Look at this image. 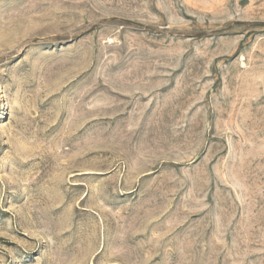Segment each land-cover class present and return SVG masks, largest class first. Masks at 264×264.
Returning <instances> with one entry per match:
<instances>
[{
	"label": "rangeland",
	"instance_id": "rangeland-1",
	"mask_svg": "<svg viewBox=\"0 0 264 264\" xmlns=\"http://www.w3.org/2000/svg\"><path fill=\"white\" fill-rule=\"evenodd\" d=\"M0 264H264V0H0Z\"/></svg>",
	"mask_w": 264,
	"mask_h": 264
}]
</instances>
